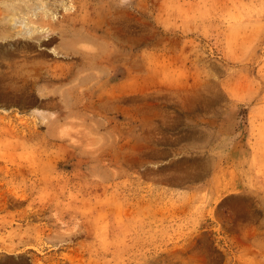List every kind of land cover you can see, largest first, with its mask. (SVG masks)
<instances>
[{
    "label": "rangeland",
    "instance_id": "1",
    "mask_svg": "<svg viewBox=\"0 0 264 264\" xmlns=\"http://www.w3.org/2000/svg\"><path fill=\"white\" fill-rule=\"evenodd\" d=\"M0 264H264V0H0Z\"/></svg>",
    "mask_w": 264,
    "mask_h": 264
}]
</instances>
